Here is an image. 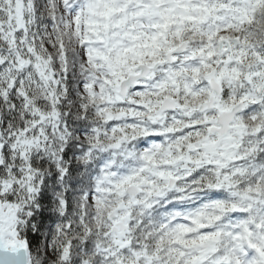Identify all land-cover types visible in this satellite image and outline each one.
Here are the masks:
<instances>
[{
	"label": "snow or ice",
	"instance_id": "snow-or-ice-1",
	"mask_svg": "<svg viewBox=\"0 0 264 264\" xmlns=\"http://www.w3.org/2000/svg\"><path fill=\"white\" fill-rule=\"evenodd\" d=\"M0 264H264V0H0Z\"/></svg>",
	"mask_w": 264,
	"mask_h": 264
}]
</instances>
